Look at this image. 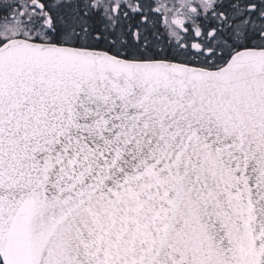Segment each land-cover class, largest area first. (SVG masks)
<instances>
[{
    "label": "snow or ice",
    "instance_id": "1",
    "mask_svg": "<svg viewBox=\"0 0 264 264\" xmlns=\"http://www.w3.org/2000/svg\"><path fill=\"white\" fill-rule=\"evenodd\" d=\"M0 264H264V0H0Z\"/></svg>",
    "mask_w": 264,
    "mask_h": 264
}]
</instances>
